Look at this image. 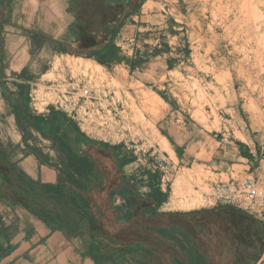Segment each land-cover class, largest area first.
I'll return each instance as SVG.
<instances>
[{
    "label": "crops",
    "instance_id": "crops-1",
    "mask_svg": "<svg viewBox=\"0 0 264 264\" xmlns=\"http://www.w3.org/2000/svg\"><path fill=\"white\" fill-rule=\"evenodd\" d=\"M9 1L7 23L2 26L1 35L4 55L0 64V157L16 163V167L34 181L56 183L55 171L39 166L25 149L15 117L1 94L2 86L15 92L14 83L27 82L32 114L47 115L52 107L65 113L87 138L95 141L82 145L81 155L91 161L93 175H100L103 187L113 186L115 180L114 190L118 191L121 178L135 185L132 210H128L126 201L118 195L114 196L112 205L122 209L119 225L123 248L135 247L137 254H117L105 248L104 260L96 263L86 253L82 238L51 229L38 214L0 196V264H188L189 257L199 260V264H264V219L233 207L228 201L187 208L185 202L194 194L182 195L179 190L182 188L179 177H183L192 191L204 198L213 183L257 177L259 170L264 171V136L242 119L238 108L225 97L223 88L218 92L225 99V107L213 103V114L198 121L180 99H171L164 92H152L164 106L163 114L153 120L157 134L152 143L178 173L174 178L165 179L158 172L137 168L135 158L123 144L104 143L80 127L73 116L80 112L77 102L70 105L67 112L54 105L39 110L37 102L31 101L34 81L47 74V70H39L40 66L45 68L40 58L64 55L55 52L58 42L77 48L70 31L77 17L68 10V0ZM107 1L123 5L122 10L116 7L117 13L112 7L115 13L113 11L111 17L115 19L110 27L122 21L113 38L116 48L113 60H106L105 65L94 59L87 60L101 66L102 72L111 79L120 80L127 90L130 84L147 89L145 84L152 82L159 85L158 89L168 88L171 92L169 88H175L177 82L174 72L181 74V70H190L187 65L192 46L185 19L191 17L190 11L197 0ZM31 32H40L51 39L35 57L29 52ZM102 35V29L93 31L95 45L89 51L101 55L105 52L110 35L97 44ZM22 71L28 81L15 77ZM127 90L119 92L125 97ZM205 90L208 91L207 86ZM78 91L73 94L80 101L85 91L82 94ZM97 96L101 98L100 94ZM213 97L219 95L214 93ZM31 133L38 139L37 146L54 158L50 143L36 132ZM91 182V195L97 200L100 191L94 176ZM117 257H121L119 261Z\"/></svg>",
    "mask_w": 264,
    "mask_h": 264
},
{
    "label": "rangeland",
    "instance_id": "rangeland-1",
    "mask_svg": "<svg viewBox=\"0 0 264 264\" xmlns=\"http://www.w3.org/2000/svg\"><path fill=\"white\" fill-rule=\"evenodd\" d=\"M190 14L185 19L192 46L187 65L190 70L174 72L177 82L175 88H169L171 92L168 88L158 89L159 85L152 82L145 84L147 89L130 84L127 90L120 80L111 79L101 66L87 59L47 55L40 58L47 74L34 81L38 99L31 101L37 102L39 110L54 105L67 112L77 102L80 112L74 111L73 116L85 132L104 143L123 144L135 158L137 168L158 172L165 179L174 178L178 170L152 143L157 134L153 120L164 111L161 100L152 92L180 99L198 121L213 114V103L225 107V99L218 92L223 88L225 97L238 108L242 119L264 136V0H197ZM78 89L80 94L85 91L80 101L73 94ZM93 90L98 92L95 94ZM119 90L128 93L124 97ZM214 93L219 97H213ZM178 183L182 195L194 194L185 207L192 203L213 206L228 201L229 205L264 219L263 170H259L257 177L213 183L204 198L193 192L183 177H179ZM228 183L241 189L236 194L215 198L214 185Z\"/></svg>",
    "mask_w": 264,
    "mask_h": 264
},
{
    "label": "trees",
    "instance_id": "trees-1",
    "mask_svg": "<svg viewBox=\"0 0 264 264\" xmlns=\"http://www.w3.org/2000/svg\"><path fill=\"white\" fill-rule=\"evenodd\" d=\"M9 2V0H0V64L4 55L2 26L7 23L6 11ZM68 6V10L77 17L76 24L70 28L77 48L71 49L69 45L58 42L55 52L94 59L101 65H105L106 60L112 61L116 49L113 38L122 26V21L110 27L115 19L111 14L114 10L116 13L119 11L116 9L117 6L122 10L123 5L118 2L112 5L107 0H68ZM101 29L103 35L97 44L110 35L108 46L102 55L89 51L95 45L92 42L93 31ZM29 38L31 57H35L47 42H51L49 37L40 32H31ZM42 70L45 71L46 68ZM15 77L19 80H29L25 78V71L15 74ZM14 86L15 92L2 86L1 94L15 117L22 143L27 152L36 158L39 166H46L55 171L56 183L52 185L39 180L34 181L22 173L16 167V163L0 157V196L22 205L29 212L38 214L51 229L62 230L67 236L82 238L86 253L96 263L104 260L102 253L105 248H111L117 254L126 252L136 255L135 247L132 249L127 247L126 250L122 246L119 225L122 223L120 220L122 209L112 205L114 196L118 195L124 198L128 210H132L135 207V185H129L121 178L122 185L118 191L114 190L117 185L115 180L113 186L103 187L100 183V175L98 173L93 175L91 161L81 155V146L93 144L95 141L87 138L65 113L52 107L47 115L32 114L28 106L29 84L14 83ZM32 131L50 143L49 148L54 152V158L37 146L38 139L33 137ZM29 141L32 145H29ZM93 176L100 191L97 200L91 195ZM131 224L134 226V222ZM120 258L117 257L116 260L119 261ZM186 260L188 264L200 263L199 260L196 261L191 257Z\"/></svg>",
    "mask_w": 264,
    "mask_h": 264
},
{
    "label": "bare ground",
    "instance_id": "bare-ground-1",
    "mask_svg": "<svg viewBox=\"0 0 264 264\" xmlns=\"http://www.w3.org/2000/svg\"><path fill=\"white\" fill-rule=\"evenodd\" d=\"M30 97L32 100H37L38 99L37 91L32 90ZM240 189H241V187H239L237 184H233V183H228V184H224V185L216 184V185H214L212 192H213V196L215 198H223V197H227V196L236 194ZM193 206H195V204H193V203L191 205H189V207H193Z\"/></svg>",
    "mask_w": 264,
    "mask_h": 264
}]
</instances>
